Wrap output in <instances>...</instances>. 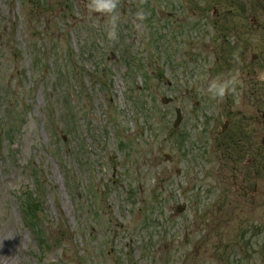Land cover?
Returning a JSON list of instances; mask_svg holds the SVG:
<instances>
[{
    "label": "rangeland",
    "instance_id": "obj_1",
    "mask_svg": "<svg viewBox=\"0 0 264 264\" xmlns=\"http://www.w3.org/2000/svg\"><path fill=\"white\" fill-rule=\"evenodd\" d=\"M89 2L0 0V264H264V0Z\"/></svg>",
    "mask_w": 264,
    "mask_h": 264
},
{
    "label": "clouds",
    "instance_id": "obj_2",
    "mask_svg": "<svg viewBox=\"0 0 264 264\" xmlns=\"http://www.w3.org/2000/svg\"><path fill=\"white\" fill-rule=\"evenodd\" d=\"M119 7V0H90L88 8L91 12L101 13L106 17V23L108 25L107 38L109 40H115L118 35L119 16L117 15V9ZM138 17L142 20L148 15L146 11H139ZM239 74L231 76V78L219 81L213 80L208 88L207 92L213 99H223L226 94L234 92L237 84V76Z\"/></svg>",
    "mask_w": 264,
    "mask_h": 264
},
{
    "label": "flooded vegetation",
    "instance_id": "obj_3",
    "mask_svg": "<svg viewBox=\"0 0 264 264\" xmlns=\"http://www.w3.org/2000/svg\"><path fill=\"white\" fill-rule=\"evenodd\" d=\"M253 117H254V113H253L252 115L249 114L248 119L251 120V118H253ZM263 117H264V114H263ZM254 120H255V119H253V123H254ZM223 127H224V128H223L222 131H221V135H224V134L230 129V127H231V121H230V120L225 121ZM252 150H253V149H252ZM251 156H252V154H251ZM256 161H257L256 158L253 156V157L251 158V160H250V164H255Z\"/></svg>",
    "mask_w": 264,
    "mask_h": 264
},
{
    "label": "water",
    "instance_id": "obj_4",
    "mask_svg": "<svg viewBox=\"0 0 264 264\" xmlns=\"http://www.w3.org/2000/svg\"><path fill=\"white\" fill-rule=\"evenodd\" d=\"M167 102V101H166ZM182 121V117H181V110H177V120L175 122V126H178Z\"/></svg>",
    "mask_w": 264,
    "mask_h": 264
}]
</instances>
